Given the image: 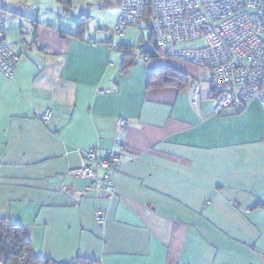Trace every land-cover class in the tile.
I'll list each match as a JSON object with an SVG mask.
<instances>
[{"label": "crops", "instance_id": "obj_1", "mask_svg": "<svg viewBox=\"0 0 264 264\" xmlns=\"http://www.w3.org/2000/svg\"><path fill=\"white\" fill-rule=\"evenodd\" d=\"M122 2L0 0L21 58L0 75V219L58 264H264V87L215 115L207 69L145 51L149 18L114 33ZM87 150L120 153L116 193L72 174Z\"/></svg>", "mask_w": 264, "mask_h": 264}, {"label": "built area", "instance_id": "obj_2", "mask_svg": "<svg viewBox=\"0 0 264 264\" xmlns=\"http://www.w3.org/2000/svg\"><path fill=\"white\" fill-rule=\"evenodd\" d=\"M149 10L156 56L184 61L210 72L211 83L217 90L212 96L215 115L244 108L260 95L264 87V0H123L114 33L124 36L127 29L140 28ZM7 19L8 13L0 8V75L12 79L21 58L8 45ZM193 43L200 45L183 47ZM118 48L115 45V50ZM145 61H150L148 56ZM191 92L196 106L201 85L193 82ZM51 118L49 109L40 114L44 124ZM128 124L127 119L120 118L118 131L123 132ZM117 144L125 150L121 143ZM119 162L117 151L102 157L95 150H87L82 154L80 169L72 174L96 181L101 170V189L114 194L113 174ZM95 221L101 226L105 224L102 212L95 213Z\"/></svg>", "mask_w": 264, "mask_h": 264}, {"label": "trees", "instance_id": "obj_3", "mask_svg": "<svg viewBox=\"0 0 264 264\" xmlns=\"http://www.w3.org/2000/svg\"><path fill=\"white\" fill-rule=\"evenodd\" d=\"M146 18L150 19V10ZM149 48V47H148ZM147 51V48L145 49ZM156 56L154 49L149 51ZM0 263L1 264H58L50 259L34 255L30 239L20 225L0 219ZM72 264H98L97 261L78 259Z\"/></svg>", "mask_w": 264, "mask_h": 264}, {"label": "rangeland", "instance_id": "obj_4", "mask_svg": "<svg viewBox=\"0 0 264 264\" xmlns=\"http://www.w3.org/2000/svg\"><path fill=\"white\" fill-rule=\"evenodd\" d=\"M145 34H148V32H145ZM200 44L198 43H193V44H187V45H183L184 48H196L198 47ZM184 62V61H183ZM187 63V62H185ZM188 64V63H187ZM192 65V64H190ZM194 66V65H193ZM197 67V66H195ZM208 71V70H207ZM202 73L200 74V78L201 80H207V78L209 77L208 72L202 70ZM162 77H163V82H166V80H171L174 79L175 81H177L180 85L181 84H186V79L188 78L189 81L191 82V80H193L192 78H195L194 75H172V73L169 70H165L164 72H162ZM209 80V78H208ZM207 80V81H208ZM210 81V80H209ZM184 82V83H183ZM205 84H208L207 82H205Z\"/></svg>", "mask_w": 264, "mask_h": 264}]
</instances>
